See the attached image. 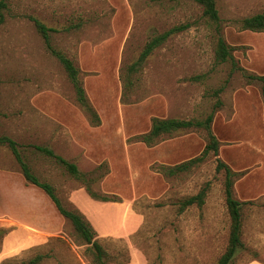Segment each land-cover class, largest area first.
<instances>
[{
    "label": "rangeland",
    "instance_id": "rangeland-1",
    "mask_svg": "<svg viewBox=\"0 0 264 264\" xmlns=\"http://www.w3.org/2000/svg\"><path fill=\"white\" fill-rule=\"evenodd\" d=\"M216 2L236 67L216 60L217 27L196 0H8L0 24V135L18 143L33 173L54 185L65 207L88 218L110 254L108 264H219L227 249L231 219L217 157L173 176L157 171L199 155L207 131L181 129L152 147L137 138L155 117L205 119L214 112L223 161L244 171L264 157V91L245 74L264 75V32L244 30L239 22L264 13V0ZM34 18L55 29L54 47L81 68L99 126L77 102ZM177 26L185 28L129 72L154 34ZM37 145L75 162L86 180ZM0 169L12 171L15 188L0 179V264H93L88 244L44 190L25 179L7 144H0ZM23 184L27 194L19 196ZM88 186L116 200L96 199ZM205 187L202 206H181ZM247 189L238 178L235 196L246 203L243 246L232 264L264 253V188L255 195ZM79 190L97 204L88 200L83 211L72 197ZM38 255L43 258L33 262Z\"/></svg>",
    "mask_w": 264,
    "mask_h": 264
},
{
    "label": "trees",
    "instance_id": "trees-1",
    "mask_svg": "<svg viewBox=\"0 0 264 264\" xmlns=\"http://www.w3.org/2000/svg\"><path fill=\"white\" fill-rule=\"evenodd\" d=\"M200 5L204 8V15L213 23L216 24L217 27V41H216V60L220 63H225L232 61L233 66H238L235 60V56L233 54V47L230 46L224 36L221 33V17L219 14V9L217 7L216 0H196ZM8 9V0H0V24H3L5 21V11ZM35 26L41 36L44 38L45 45L50 53L55 56L58 61L64 67L68 78L73 83L75 92H76V100L81 105L86 115L88 116L90 122L94 126H99L101 124V118L99 113L94 108L92 103L89 100V97L86 93L85 87L81 80V70L79 66L74 62L72 58L67 56L62 51L56 49L52 43V32L55 29L48 27L39 19L34 18ZM241 27L244 30H250L254 32H264V13H256L250 16L243 17L240 19ZM185 26H177L173 27L169 30H166L162 33L154 34L146 43L144 50L140 55L139 61L137 63L131 65L129 67V72L132 73L137 70V64L143 60H145L152 52L163 43L167 41V39L175 33L177 30L183 29ZM247 81L249 83L259 81L262 84V88L264 91V75L253 74L245 71ZM127 85L132 86L133 80L131 76H128ZM223 91L222 88L218 89L216 92L219 94ZM222 105L221 99L217 102V107ZM215 113H210L205 119H179V118H161L155 117L152 122V126L150 130L146 133L140 134L137 136L138 140L145 143L147 146L152 147L156 145L162 136L164 135H172L174 132L179 131L181 129H205L207 131V143L203 149V151L188 160L177 163L175 165H164L162 164L158 168V172L162 173L166 176H173L181 172L188 171L195 166L202 164L211 154L217 157V170H224L225 172V180H224V190L226 196V203L228 207V212L231 219V228H230V236H229V244L227 246L226 251L221 256L219 260V264H232V261L235 257V254L239 247L243 246L242 241V208L246 203L235 196L234 187L238 178L245 174L244 171H235L231 168V166L223 161L219 157L220 150V140L214 133L212 129V123L214 120ZM0 144H7L12 153L14 154L16 160L20 164L22 168L23 175L25 179L44 190V192L49 196L52 202L55 204L58 211L68 220L71 221L75 230L78 234L85 240L88 244V254L91 257L93 264H108L110 259V254L101 244V242L97 238V233L92 225V223L88 220V218L78 209H69L64 206L62 200L57 194L56 188L53 184L43 181L31 170L28 163L24 160L22 153L19 149L18 143L8 137L0 135ZM37 150L47 154L48 156L54 157L57 162L62 164L65 169L74 177L80 180H86L85 174L82 173L78 167V165L66 159L65 157L55 153V151L48 146L37 145L35 147ZM88 190L90 194L96 199H100L103 201H115V195L103 194L99 195L96 192L92 191L88 186ZM207 189L206 187L201 189L197 194L191 195L183 199L181 202V206L183 208L191 206L193 204H198L202 206L206 202ZM2 238L0 237V248H1ZM43 258V255H38L33 259V262H38Z\"/></svg>",
    "mask_w": 264,
    "mask_h": 264
},
{
    "label": "crops",
    "instance_id": "crops-1",
    "mask_svg": "<svg viewBox=\"0 0 264 264\" xmlns=\"http://www.w3.org/2000/svg\"><path fill=\"white\" fill-rule=\"evenodd\" d=\"M80 70H81V68H80ZM81 74H82V70H81ZM245 170H247V172L243 176H241L242 177V182L246 186H248L249 189H247V190H249V193L255 195V193L258 190H261L262 188H264V177H263L264 157H262V159L256 161V163H254L253 165L245 167L244 171ZM12 178H13V174H12L11 170L0 169V179H3V181H4L3 183H6L7 188H10V189L14 188L13 187L14 184H11L12 183L11 182ZM6 180H7V182H6ZM6 186H4V187H6ZM34 186H32L31 188L28 187L29 188L28 190L36 188ZM237 186H238V184H237ZM17 190H18L17 194L19 196H22V195L26 196V194H27L26 193V186L24 184L21 187H18ZM79 192H81V194H83V195L81 196V198L76 199V195ZM72 197H73V200L78 204V206L83 209V211H86L85 210L86 206H84V204L85 203L88 204V200H90V202H92V203H95V201H93V200L91 201V199H89L87 194H85L84 191H81V190L74 192ZM251 197H253V196H251ZM95 204H97V203H95ZM245 264H264V253L262 255V259H257V258L256 259H252V260H250L249 262H247Z\"/></svg>",
    "mask_w": 264,
    "mask_h": 264
}]
</instances>
